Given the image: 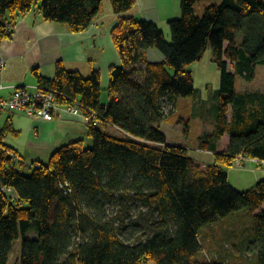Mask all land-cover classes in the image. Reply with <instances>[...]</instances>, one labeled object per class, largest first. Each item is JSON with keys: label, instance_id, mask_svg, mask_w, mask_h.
<instances>
[{"label": "trees", "instance_id": "16d2710c", "mask_svg": "<svg viewBox=\"0 0 264 264\" xmlns=\"http://www.w3.org/2000/svg\"><path fill=\"white\" fill-rule=\"evenodd\" d=\"M200 1L181 0V18L168 23L169 42L155 23L124 15L137 0H111L123 66L110 69L108 107L98 71L85 78L58 63L52 80L33 71L38 86L64 105L78 101L99 123L88 122L92 148L77 141L39 165L6 144L17 134L10 119L0 128V264H10L19 240L14 264H225L200 257V232L243 209L254 214L249 250L264 264V178L241 191L228 177L237 159L264 164V92L237 91L239 77L253 81L264 66V0H217L199 17ZM33 10L43 22L82 33L102 14L104 0H0V42L11 40ZM150 49L165 60L148 63ZM208 50L221 76L218 113L198 147L214 155L213 164L169 144L161 128L177 98L197 94L191 66ZM226 135L229 147L218 152Z\"/></svg>", "mask_w": 264, "mask_h": 264}, {"label": "crops", "instance_id": "0c3cea01", "mask_svg": "<svg viewBox=\"0 0 264 264\" xmlns=\"http://www.w3.org/2000/svg\"><path fill=\"white\" fill-rule=\"evenodd\" d=\"M201 2L195 7L196 15L199 17L203 16L208 6L197 9ZM124 15L155 23L171 42L168 23L181 18V0H137V4ZM118 18L119 15L114 12L111 0H104L102 14L82 33L71 32L64 25L43 22L40 20V13L35 10L22 16L15 27L13 38L0 42V58L7 62L2 74L3 88L0 89V97L11 96L12 87L15 86L31 88L38 86L34 70H37L44 79H54L56 66L61 63L69 72H80L85 78L98 71L101 74L102 105L110 106L112 97L110 94L109 97L104 95L106 92L109 93L110 69L123 66L112 37ZM208 51L212 57L211 51ZM146 59L150 64H157L162 63L165 57L160 51L150 49L146 53ZM220 81L219 79L218 89L214 90L216 93L220 89ZM196 90L197 94L201 92L198 88ZM200 95L201 101L206 103L208 95L205 97L204 92ZM203 97L206 100H203ZM230 117L229 114L228 118L231 119ZM9 119L17 134H10L6 144L22 157L25 163L47 164L57 150L77 141H83L86 149L93 147V140L89 137L88 120L83 115L73 116L62 110L55 120L46 121L31 119L21 114H4L0 117V128ZM167 139L169 144L174 145L168 136ZM229 143L230 137L226 135L219 142L218 152L226 151ZM194 148L200 151L198 144ZM210 156L212 157L207 163L213 164L215 157L213 154Z\"/></svg>", "mask_w": 264, "mask_h": 264}, {"label": "rangeland", "instance_id": "374dc122", "mask_svg": "<svg viewBox=\"0 0 264 264\" xmlns=\"http://www.w3.org/2000/svg\"><path fill=\"white\" fill-rule=\"evenodd\" d=\"M217 3V0H202L197 9L206 5ZM210 52L207 51L203 59L191 66L194 74L195 87L204 92L207 103H203L200 93L189 98H177L176 109L169 114L163 122L162 131L168 136L169 141L176 146H189L190 155L200 161L208 162L210 154L201 152L194 148L199 138L214 130V122L218 113V97L214 90L219 87L220 73L217 66L212 62ZM238 92H264V66H258L256 78L247 81L241 77L237 82ZM104 95L109 97V93ZM203 100L206 98L203 97ZM190 121V131L185 133L186 121ZM212 155V154H211ZM242 168L233 165L228 170V177L238 190L246 191L252 189L259 179L264 178V164L243 161ZM31 171L26 170L29 174ZM34 233L30 238H36ZM254 238V214L249 209H243L228 217L220 218L213 224L205 226L200 232V240L204 251L200 257L214 260L225 264H258L257 253L250 252V243ZM15 252L11 256L10 264H14L21 256L22 242L15 243Z\"/></svg>", "mask_w": 264, "mask_h": 264}, {"label": "built area", "instance_id": "2783aa9c", "mask_svg": "<svg viewBox=\"0 0 264 264\" xmlns=\"http://www.w3.org/2000/svg\"><path fill=\"white\" fill-rule=\"evenodd\" d=\"M6 65L7 62L0 58V89L3 88L1 79ZM12 88L11 96L0 97V117L4 114H21L35 120L51 121L55 120L62 110L73 116H85L81 103L74 101V103L64 105L58 100L56 94L46 87L15 86ZM91 114L93 115L91 118L85 116L88 122L93 120L95 125H98L97 115L93 112ZM243 161L258 163L257 160L240 158L234 164L242 168L244 166Z\"/></svg>", "mask_w": 264, "mask_h": 264}]
</instances>
